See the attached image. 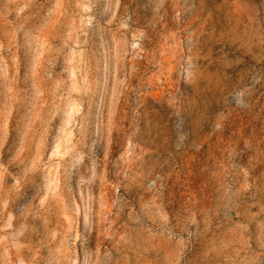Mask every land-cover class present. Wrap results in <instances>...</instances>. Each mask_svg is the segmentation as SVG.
Wrapping results in <instances>:
<instances>
[{
    "label": "rangeland",
    "instance_id": "1",
    "mask_svg": "<svg viewBox=\"0 0 264 264\" xmlns=\"http://www.w3.org/2000/svg\"><path fill=\"white\" fill-rule=\"evenodd\" d=\"M0 264H264V0H0Z\"/></svg>",
    "mask_w": 264,
    "mask_h": 264
}]
</instances>
